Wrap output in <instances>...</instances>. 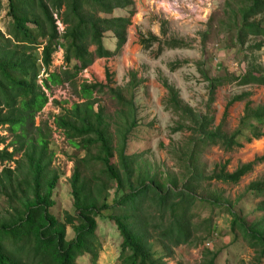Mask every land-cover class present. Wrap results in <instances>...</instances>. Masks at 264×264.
<instances>
[{"label":"trees","instance_id":"16d2710c","mask_svg":"<svg viewBox=\"0 0 264 264\" xmlns=\"http://www.w3.org/2000/svg\"><path fill=\"white\" fill-rule=\"evenodd\" d=\"M223 8L218 30L233 33L232 45L238 47L239 53L243 51L242 58L247 60L264 46V0H227ZM7 9L10 21L7 33L0 31V127H6L12 139L0 150V166H3L0 196L5 197L9 209L6 217L0 219V264H77V259L84 256L90 264H96L100 249L96 241V219L106 210L112 211L107 218L121 237L119 264H167L166 259L174 257L177 247L193 245L210 233L211 217L194 221L196 203L221 208L230 216L233 242L241 238L254 253L253 260L239 264H262L264 179L251 181L234 201L226 197L224 190L211 189V184L236 185L254 165L264 162V155L238 165L232 172L226 169L229 161L215 164L207 172L201 154L213 146L224 152L240 148L239 138L245 132H248L247 142L263 136L264 102L253 104L251 92L235 94L227 102L226 108L235 102L244 103L238 125L230 133L222 130L226 112L220 124L215 125L211 104L216 90L226 83L264 86V66L255 59L249 60L239 76L226 75L227 78H211L199 68L207 83L205 112L185 103L174 84L159 78L167 94L164 110L177 117L171 132L188 133L184 145L171 152L178 162V172L163 171L164 165L155 169L142 153H128V143L138 124L135 92L145 81L138 77L137 71H128L123 86H111L108 73L106 84L77 81L78 75L96 59L119 53L127 40L134 1L7 0ZM118 10L128 14L114 16ZM57 20L64 28L60 34ZM106 34L115 41L113 51L104 46ZM207 34L208 30L198 33L201 46L205 45ZM138 36L143 50L157 44V55L163 48L188 46L183 39L167 36L165 27L161 29L162 38L151 32ZM58 39L64 45L63 64L59 70L49 72L43 83L47 89L70 83L78 101L63 107L53 100L60 110L52 116V125L72 149L83 153L82 157L74 155L69 178L74 213L64 212L63 221L51 213L55 204L53 191L61 176L52 165L51 130L46 125L44 131L42 125L36 126L34 122L36 114L48 103L37 84L39 62L46 69L50 67ZM186 62L171 63L169 70L174 72ZM104 91L117 104L114 117L106 114L96 97ZM4 142L5 138H1L0 144ZM17 154L19 159H15ZM113 155L116 163L111 162ZM5 163H13L15 167L4 166ZM92 163L101 165L100 174L87 176L85 170ZM113 188L112 204L108 205L109 191ZM248 193L263 198L253 208V213L259 216L252 222L242 214L241 208H235ZM66 227L74 234L70 240L66 239ZM199 231L205 237H198ZM217 256L207 251L201 264H214Z\"/></svg>","mask_w":264,"mask_h":264},{"label":"rangeland","instance_id":"374dc122","mask_svg":"<svg viewBox=\"0 0 264 264\" xmlns=\"http://www.w3.org/2000/svg\"><path fill=\"white\" fill-rule=\"evenodd\" d=\"M134 14L131 17V25L128 27L127 36L132 40L126 60L120 52L111 60L96 59L93 64L81 72L77 81H87L106 84L108 73L111 77V86H123L126 82L128 71H137L138 77L145 81L135 92V104L137 107L138 124L133 130L128 153H142V157L154 166L159 165L163 171L171 170L178 172V162L171 152L179 148L187 141L188 133H172L171 128L175 126L177 117L171 115L169 111L164 110V102L167 97L166 90L162 87L159 78H166L174 84L182 100L193 107L196 111L205 112L208 93L206 82L199 71L201 68L209 77L217 76H239L247 68L249 60L255 59L264 66V46L249 57L243 60L244 52L237 51L234 47V37L218 30V21L223 18V7L227 0H133ZM7 0H1L0 6V31L6 35L7 25L10 22L7 17ZM127 11H115L114 16H126ZM55 16V15H54ZM210 27L208 28V26ZM166 28V35H173L176 38L183 39L188 44L187 48L168 49L163 48L159 55L157 44L150 49L143 50L139 45L138 34L146 35L148 32L161 36V29ZM208 30L207 40L204 46H201L199 32ZM104 45H114L115 41L110 34L104 37ZM112 47V46H111ZM39 50V49H37ZM181 67L174 72L169 70V64L175 62H184ZM51 70H59L61 61L55 56L52 57ZM196 63H201L197 66ZM228 75V76H226ZM38 84V83H37ZM243 91L251 92L250 100L253 104L264 102V87L249 86L241 87L236 82L226 83L219 87L214 95V101L211 104L215 125L224 119L223 131L232 132L238 125L239 117L243 111V102H237L226 108L227 102L233 95ZM47 95L51 101L41 109L35 116L36 126H41L47 131L46 125L50 128L49 149L54 152L52 165L61 174L60 179L53 191L52 199L54 206L51 213L59 221H63L64 212L74 213L72 207L71 188L69 178L74 168V155L82 157L83 153L72 149L64 140L59 130L52 125V116L59 112L58 106L69 107L71 103L78 101L74 86L70 83L53 86L47 90ZM46 95V96H47ZM97 99L105 107L106 114L113 116L116 113L117 104L112 96L107 92L98 94ZM53 100L59 102L58 106L53 104ZM115 119V118H114ZM112 119L111 130L114 131L115 125ZM45 124V125H44ZM248 136V132H245ZM245 136L239 138L242 144L240 148L233 149L230 152H224L219 147H210L201 154V160L206 164V171L210 172L215 164H221L229 161L227 171L232 172L238 165L249 163L256 158L264 155V137L259 140L247 142ZM5 138L4 144H0V150L12 139L6 127H0V139ZM115 145V142H114ZM11 151V148H8ZM17 154L15 159H19ZM112 163H116V156L110 157ZM4 166L14 168L13 163H5ZM3 166H0V171ZM101 165L92 163L89 169L85 170L86 175L100 174ZM264 179V162L257 163L252 170L244 175L236 185L222 183L211 184V189H222L226 197L232 201L240 195L244 188L253 180ZM205 187V184L202 185ZM107 204H112V195L114 188L110 191ZM263 198L255 197L252 194H245L244 197L235 205L236 210L242 209V214L246 216L249 222L255 220L259 214L253 213V208L259 200ZM234 208V209H235ZM8 207L5 197L0 196V219L6 217ZM196 214L195 222L198 223L204 218L211 217V230L205 237L203 231H199L198 239L193 245H183L175 249L172 259H166L167 264H201L205 258V252L217 253L214 264H239L240 261L249 262L253 260L254 253L247 248L240 239L233 242V235L230 231V216L218 207H210L207 204L196 203L194 209ZM112 213L111 210L103 211L96 219V241L100 246L96 264H119V245L121 237L107 217ZM74 236L70 227H66V239L70 240ZM212 239L210 250L204 248V244ZM208 239V240H207ZM77 264H90L86 256L77 259ZM264 264V260L262 261Z\"/></svg>","mask_w":264,"mask_h":264},{"label":"built area","instance_id":"2783aa9c","mask_svg":"<svg viewBox=\"0 0 264 264\" xmlns=\"http://www.w3.org/2000/svg\"><path fill=\"white\" fill-rule=\"evenodd\" d=\"M54 18L56 19V15L54 16ZM57 24V29H58V32L59 34L63 32V25L57 20L56 22ZM54 52L52 54V57L55 56L58 60H60L62 63L61 65L63 64V50H64V45L62 43V41L60 39L56 40L55 42V48H54ZM40 63V68H39V73H38V77H37V83L38 85L41 87V90L45 93V95H47V90H51V89H47L45 86H44V80L46 79V77L48 76V73L51 72V68H52V61H51V65L48 69H46L43 64ZM47 98H48V101L50 100L51 101V98H49V96L47 95ZM49 101V102H50ZM212 247V242L211 241H207L205 244H204V248L205 249H211Z\"/></svg>","mask_w":264,"mask_h":264},{"label":"crops","instance_id":"0c3cea01","mask_svg":"<svg viewBox=\"0 0 264 264\" xmlns=\"http://www.w3.org/2000/svg\"><path fill=\"white\" fill-rule=\"evenodd\" d=\"M131 22H132V20H131ZM127 32H128V29H127ZM154 35H156V34H154ZM156 36H158V35H156ZM139 37V36H138ZM115 43V42H114ZM132 44V40L127 36V40H126V43L122 46V48H121V52H120V54H121V56H123V58H125L126 60H128V59H130L128 56H127V54H128V51H129V49H130V45ZM140 45V44H139ZM105 46V45H104ZM112 46V47H111ZM111 46H105V48L106 49H108L109 51H113L114 50V48H115V44L114 45H111ZM141 46V45H140ZM142 48V47H141ZM115 56H112V57H109V58H100L99 60H111L112 58H114ZM88 69V68H87ZM259 87H264V86H259ZM235 103H237V102H235ZM262 137H264V134H263V136ZM261 137V138H262ZM260 139V138H259ZM259 139H256V140H259ZM253 140H255V139H253Z\"/></svg>","mask_w":264,"mask_h":264}]
</instances>
